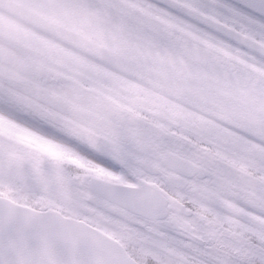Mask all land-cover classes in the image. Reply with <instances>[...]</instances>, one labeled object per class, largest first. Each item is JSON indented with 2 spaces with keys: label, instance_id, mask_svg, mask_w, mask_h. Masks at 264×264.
<instances>
[{
  "label": "snow or ice",
  "instance_id": "6c2138e0",
  "mask_svg": "<svg viewBox=\"0 0 264 264\" xmlns=\"http://www.w3.org/2000/svg\"><path fill=\"white\" fill-rule=\"evenodd\" d=\"M0 264H264V0H0Z\"/></svg>",
  "mask_w": 264,
  "mask_h": 264
}]
</instances>
